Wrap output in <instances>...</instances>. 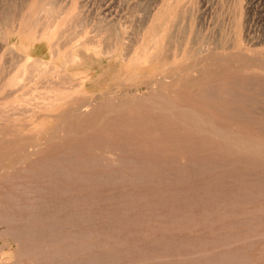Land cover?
Returning a JSON list of instances; mask_svg holds the SVG:
<instances>
[{"label":"rangeland","instance_id":"374dc122","mask_svg":"<svg viewBox=\"0 0 264 264\" xmlns=\"http://www.w3.org/2000/svg\"><path fill=\"white\" fill-rule=\"evenodd\" d=\"M258 59L264 0H0V264H264Z\"/></svg>","mask_w":264,"mask_h":264},{"label":"bare ground","instance_id":"6f19581e","mask_svg":"<svg viewBox=\"0 0 264 264\" xmlns=\"http://www.w3.org/2000/svg\"><path fill=\"white\" fill-rule=\"evenodd\" d=\"M165 10V9H164ZM167 11V10H166ZM165 14V12H162L161 11V13H160V16L162 15V14ZM163 14V15H164ZM156 15V14H155ZM158 15V14H157ZM162 15V16H163ZM159 16V15H158ZM158 16H156V18L158 17ZM166 16V15H165ZM167 16H168V14H167ZM155 17V16H154ZM155 19V18H154ZM158 21H157V19H156V22H157V24H155V25H153V27H152V29L155 31L156 30V26H159L160 24H162L161 23V21H163V19L162 18H160V17H158ZM165 19V18H164ZM160 27V26H159ZM158 28V27H157ZM245 56V55H244ZM227 57V56H226ZM244 58V60L245 59H247V57L245 58V57H243ZM222 59H224L223 61H225V62H228L229 64H231V65H234V64H238L240 61H230V60H228V61H226V59L225 58H222ZM253 58H251V60H252ZM256 59L257 58H255L254 60L256 61ZM248 60H250V57H249V59ZM258 60H261V59H258ZM220 61V60H219ZM218 61V62H219ZM210 62H212V61H210ZM217 62V61H216ZM217 62V63H218ZM243 62H250V63H252L253 65H254V68L255 69H259V70H262V71H264V61H258V62H252V61H243ZM261 62V63H260ZM220 63H221V61H220ZM197 65H198V63H197ZM207 65V64H206ZM217 65V64H216ZM216 65H214L215 66V68H216ZM219 65V64H218ZM221 66H222V63L220 64ZM194 66V65H193ZM192 66V67H193ZM196 66V65H195ZM208 66V65H207ZM224 66V65H223ZM251 66V65H250ZM197 67V66H196ZM226 67V66H225ZM191 68V67H190ZM201 68V67H200ZM243 68V67H242ZM250 68V67H249ZM172 69H173V67H172ZM176 69V74L177 75H179V74H184V73H187L188 75L190 74V72H191V69H188V68H175ZM193 69V68H192ZM210 69H212V68H210ZM231 69H233V68H231ZM252 69V68H251ZM228 70V69H227ZM237 70V69H236ZM195 70H193V72H194ZM196 72V71H195ZM201 72V71H200ZM32 73V72H31ZM192 73V72H191ZM175 74V73H174ZM173 74V75H174ZM186 74V75H187ZM193 74V73H192ZM191 74V75H192ZM209 75V74H208ZM176 76V75H175ZM176 77H178V76H176ZM180 77V76H179ZM178 77V78H179ZM182 77V76H181ZM190 77V76H189ZM208 77V76H207ZM161 78H163V77H161ZM184 78H186V76L184 77ZM197 78H199V76L197 77ZM196 78V79H197ZM202 78V77H201ZM205 78V77H204ZM203 79V78H202ZM162 80V79H161ZM186 80V79H185ZM191 80V79H190ZM193 80V79H192ZM201 80V79H200ZM167 81V80H166ZM194 82V81H193ZM188 83V82H187ZM186 83V84H187ZM192 83V82H191ZM190 83V84H191ZM55 85H57L56 83H55ZM189 85V84H188ZM194 85H196V84H194ZM194 85H191V86H194ZM73 86V85H72ZM75 86V85H74ZM191 86H189V87H191ZM200 86V85H199ZM86 104H87V102H85ZM148 105V104H147ZM161 104H151V105H149V110H152V111H154V114H156L157 116H162V117H165V118H167L169 121H171L172 123H175V124H178L180 127H186V129L188 130L189 129V133H190V131H192L193 133H197V134H199V133H201L202 135H204V134H206V135H208L209 134V132L208 131H206V128L204 127H202L201 126V124H200V127H199V125L197 126V124L198 123H196V122H198V121H193L194 119H193V116H189L190 115V113H189V111L188 110H183V111H186V113L185 112H183L182 110H181V112H179L180 111V109H179V107L177 108V107H174L173 106V108H168L167 107V105H166V107L164 108V105L162 106V108H161ZM121 109H123V108H121ZM146 109V108H145ZM148 110V109H147ZM114 112H116V111H114ZM118 112V111H117ZM121 112H122V110H121ZM181 113V114H180ZM187 113H189V115H186ZM192 115H193V113H191ZM195 115V114H194ZM200 115V114H199ZM195 117L196 118H198L197 117V115H195ZM202 117V116H201ZM158 118V117H157ZM196 118H195V120H196ZM203 118V117H202ZM201 119V118H200ZM198 120V119H197ZM206 120V119H205ZM201 121V120H200ZM205 123V122H204ZM208 123H209V121H208ZM164 124V123H163ZM162 124V125H163ZM209 124H212V123H209ZM165 125V124H164ZM197 127H196V126ZM202 125H204V124H202ZM206 125L208 126V124L206 123ZM175 127V126H174ZM220 129V130H219ZM218 130L219 131H221V128H218ZM217 130V131H218ZM195 131V132H194ZM191 132V133H192ZM207 132H208V134H207ZM192 133V134H193ZM218 133H222V131L221 132H218ZM229 134V133H228ZM210 135V134H209ZM234 135V134H233ZM229 136H230V134H229ZM228 136V137H229ZM228 137H224V135H222V136H219V134H218V136H217V139H220L221 140V142L223 143V144H231V145H235V142H234V139H231V136L228 138ZM210 138H212V139H214V137H211L210 136ZM237 138V137H236ZM235 138V139H236ZM212 139H210V140H212ZM237 140V139H236ZM242 140V139H241ZM241 140H237V141H241ZM244 140V139H243ZM242 140V141H243ZM7 141V140H6ZM14 141V140H13ZM17 141H18V139H17ZM218 141V140H217ZM255 141V140H254ZM255 142H257V141H255ZM12 142L10 141V144H11ZM242 143V142H241ZM243 143H244V141H243ZM242 143V144H243ZM247 143V142H246ZM1 144H3V143H1ZM258 144V143H257ZM263 144V143H262ZM12 145V144H11ZM230 145V146H231ZM236 145H238L237 143H236ZM253 145H255V144H244L243 146H242V149H241V151H242V153H244V154H247V155H249V154H251V152H256V154H257V156L258 157H260L259 159H264V144L263 145H261L260 144V146L258 147V148H254V146ZM3 146V145H2ZM240 146V145H239ZM238 146V147H239ZM256 146H258V145H256ZM233 147H236V146H233ZM234 149V148H233ZM36 150V149H35ZM234 150H237L236 148L234 149ZM35 153V152H34ZM253 153V154H254ZM255 156V155H254ZM262 156V157H261ZM256 157V156H255ZM258 157H256V158H258ZM17 164V163H16ZM255 182V181H254ZM18 228H19V226H18ZM17 228V229H18ZM21 228V227H20ZM16 230H14L13 232H9V234L11 235V238H12V242L14 243V245L15 246H17V248H19V250L20 249H22L23 247H25L24 245H25V237L24 236H20L17 232H15ZM8 234V235H9ZM23 245V246H22ZM32 247V246H31ZM27 249H29V247H27L26 248V250ZM17 250V249H16ZM22 250H24V248L22 249ZM29 250H31V249H29ZM21 251V250H20ZM25 251V250H24ZM32 251H33V248H32ZM32 251H29L28 252V250L26 251V252H28V253H30V252H32ZM20 253V252H19ZM28 253H26V255L28 254ZM32 254H34V253H31L28 257H30V256H32ZM19 255V254H18ZM25 255V254H24ZM31 258V257H30ZM30 258H28V259H30ZM33 258V257H32ZM31 258V259H32Z\"/></svg>","mask_w":264,"mask_h":264}]
</instances>
